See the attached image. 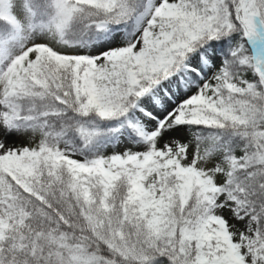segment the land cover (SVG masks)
<instances>
[{"label": "snow or ice", "instance_id": "obj_1", "mask_svg": "<svg viewBox=\"0 0 264 264\" xmlns=\"http://www.w3.org/2000/svg\"><path fill=\"white\" fill-rule=\"evenodd\" d=\"M0 264H264V0H0Z\"/></svg>", "mask_w": 264, "mask_h": 264}]
</instances>
